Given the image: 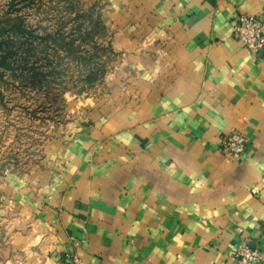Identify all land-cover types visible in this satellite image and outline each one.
I'll list each match as a JSON object with an SVG mask.
<instances>
[{
	"label": "crops",
	"instance_id": "0c3cea01",
	"mask_svg": "<svg viewBox=\"0 0 264 264\" xmlns=\"http://www.w3.org/2000/svg\"><path fill=\"white\" fill-rule=\"evenodd\" d=\"M100 1L121 72L42 169L0 171V263L240 264L247 240L264 264V47L234 33L242 13L264 33V0Z\"/></svg>",
	"mask_w": 264,
	"mask_h": 264
},
{
	"label": "rangeland",
	"instance_id": "374dc122",
	"mask_svg": "<svg viewBox=\"0 0 264 264\" xmlns=\"http://www.w3.org/2000/svg\"><path fill=\"white\" fill-rule=\"evenodd\" d=\"M10 1L0 0V19L13 20L21 15L40 34L56 29L58 17L67 7L65 0L14 1L12 6ZM73 1L83 9L97 3L96 9L100 7L102 12L106 5L96 0ZM110 32L98 37L96 44L84 46L85 55L99 52L92 58V65L105 61L103 77L93 85L81 81L83 74L79 68L67 71V76L62 75L49 88H33L9 72L0 79V171L24 176L42 169L48 154L52 153L53 137L76 122L79 100L105 93L109 82L121 72L123 59L121 50L114 46L115 35ZM63 88L66 89L62 93ZM0 264L8 263L1 261Z\"/></svg>",
	"mask_w": 264,
	"mask_h": 264
},
{
	"label": "trees",
	"instance_id": "16d2710c",
	"mask_svg": "<svg viewBox=\"0 0 264 264\" xmlns=\"http://www.w3.org/2000/svg\"><path fill=\"white\" fill-rule=\"evenodd\" d=\"M14 1L29 3L34 0H11L9 5ZM65 1L67 7L58 17L56 29L45 30L44 34L37 33L21 15L13 20L0 19V79L9 72L33 88H49L62 75L67 76L72 68H79L85 84L93 85L102 79L105 61L95 66L91 61L99 52L84 54L87 53L85 44H96L97 38L109 31L102 9H96L97 3L83 9L73 0Z\"/></svg>",
	"mask_w": 264,
	"mask_h": 264
},
{
	"label": "built area",
	"instance_id": "2783aa9c",
	"mask_svg": "<svg viewBox=\"0 0 264 264\" xmlns=\"http://www.w3.org/2000/svg\"><path fill=\"white\" fill-rule=\"evenodd\" d=\"M234 33L249 53H257L264 47L262 21L260 17L254 14H240L234 26ZM220 145L223 154L228 159L239 162L244 157L248 146V138L245 133L232 129L224 135ZM235 258L240 264H253L261 262L263 255L259 249L250 247L247 240H242L235 253ZM68 264L84 263L75 252H72V254H69Z\"/></svg>",
	"mask_w": 264,
	"mask_h": 264
}]
</instances>
